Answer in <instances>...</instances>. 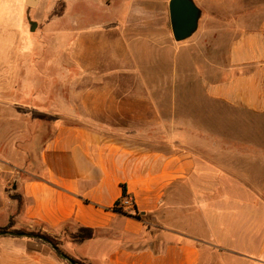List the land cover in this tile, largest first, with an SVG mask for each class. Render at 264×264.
I'll return each instance as SVG.
<instances>
[{"label": "crops", "instance_id": "crops-1", "mask_svg": "<svg viewBox=\"0 0 264 264\" xmlns=\"http://www.w3.org/2000/svg\"><path fill=\"white\" fill-rule=\"evenodd\" d=\"M229 13L225 60L207 65L204 90L239 111L238 136L255 137L253 150L246 139L236 150L215 149L230 140L208 132L204 156L174 136H163L169 148L150 146L158 136L131 128L133 117H80L74 111L90 109L85 98L55 97L68 86L15 85L1 72L0 228L12 219L10 231L44 233L88 264H264V7ZM94 103L95 111L118 110L119 100L101 93ZM124 191L135 212L115 209ZM79 228L93 237L73 243ZM36 240L0 235V264H64ZM88 245L93 251L77 256Z\"/></svg>", "mask_w": 264, "mask_h": 264}, {"label": "rangeland", "instance_id": "rangeland-1", "mask_svg": "<svg viewBox=\"0 0 264 264\" xmlns=\"http://www.w3.org/2000/svg\"><path fill=\"white\" fill-rule=\"evenodd\" d=\"M191 1L201 11L197 29L177 42L170 27L169 0H37L34 6L26 0H0V73L15 85L34 80L45 86L48 80L55 89L68 86L55 97L85 98L90 109L74 111L80 117H133L131 128L158 136L150 146L169 148L163 136H174L182 150L204 156L203 137L208 132L230 140L218 141L215 149L236 150L242 143L238 139H246L244 146L253 150L258 145L255 137L238 136L239 111L207 99V79L202 75L209 63L225 60L226 30L233 16L229 12L264 7V0ZM28 20L37 23L33 32ZM19 71L23 77H13ZM114 89V94L108 93ZM101 93L117 97L118 110L95 111L94 99ZM18 111L32 118L33 112L46 116L34 119H57L22 107ZM253 129L252 122L247 123L245 133L253 134ZM90 248L93 251L90 245L80 248L77 256Z\"/></svg>", "mask_w": 264, "mask_h": 264}, {"label": "water", "instance_id": "water-1", "mask_svg": "<svg viewBox=\"0 0 264 264\" xmlns=\"http://www.w3.org/2000/svg\"><path fill=\"white\" fill-rule=\"evenodd\" d=\"M37 0H26V3L29 6H34ZM168 12H169V21L172 36L175 41L181 42L189 38L197 29L198 20L201 14V11L197 5L194 4L191 0H169L168 2ZM30 31H34L37 23L34 21L28 20ZM0 235H12V236H21L27 238H34L48 244L55 253L66 263L69 264H79L77 261L69 257L63 251L59 249L58 246H55L47 238L27 232H18V231H0Z\"/></svg>", "mask_w": 264, "mask_h": 264}, {"label": "trees", "instance_id": "trees-1", "mask_svg": "<svg viewBox=\"0 0 264 264\" xmlns=\"http://www.w3.org/2000/svg\"><path fill=\"white\" fill-rule=\"evenodd\" d=\"M32 116L34 118H37V117L38 118H46L45 115H42L40 113H35V112L32 113ZM47 120H56V118L47 117ZM123 195H126L125 191L123 192ZM115 209H117V208L115 207ZM12 226H13V222H12V219H11L7 226H5L3 228H0V231H10ZM18 232H25V231L21 229V230H18ZM35 234L43 236V237L47 238L50 242H52L55 246H59V243L56 242V240L52 239L50 236H48V235H46L44 233H40V232H36ZM92 237H93V230L92 229L79 228L78 231H77V235L73 237V243L79 244V243L83 242L84 240L91 239ZM36 241L39 242V243H44L43 241H40V240H36ZM65 254H67V253H65ZM67 255L69 257H71L72 259H74L75 261H77L79 264H88L85 261H81L79 259H76V258L70 256L69 254H67ZM61 262H63L64 264H69V263H65L64 261H61Z\"/></svg>", "mask_w": 264, "mask_h": 264}, {"label": "built area", "instance_id": "built-area-1", "mask_svg": "<svg viewBox=\"0 0 264 264\" xmlns=\"http://www.w3.org/2000/svg\"><path fill=\"white\" fill-rule=\"evenodd\" d=\"M115 207L120 211H131L135 212V204L129 195H122L121 198L115 204Z\"/></svg>", "mask_w": 264, "mask_h": 264}]
</instances>
